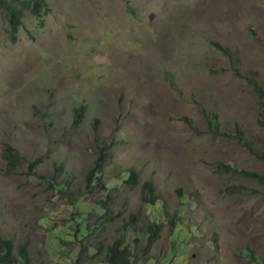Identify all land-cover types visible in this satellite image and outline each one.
I'll list each match as a JSON object with an SVG mask.
<instances>
[{
  "label": "rangeland",
  "instance_id": "obj_1",
  "mask_svg": "<svg viewBox=\"0 0 264 264\" xmlns=\"http://www.w3.org/2000/svg\"><path fill=\"white\" fill-rule=\"evenodd\" d=\"M46 1L15 42L0 11V238L15 257L105 264L124 239L136 264H264V184L222 168L264 173V0Z\"/></svg>",
  "mask_w": 264,
  "mask_h": 264
},
{
  "label": "trees",
  "instance_id": "obj_2",
  "mask_svg": "<svg viewBox=\"0 0 264 264\" xmlns=\"http://www.w3.org/2000/svg\"><path fill=\"white\" fill-rule=\"evenodd\" d=\"M0 11L2 12L6 22V33L10 36L11 41L15 42L18 37L19 29L23 26V18L27 12L33 15L34 17H36L37 20L40 22V24H43L45 18L51 12V9L46 0H0ZM213 47L216 48L218 51L223 52L225 55H229V51L224 49L219 44H215L213 45ZM255 90L259 94L261 99L264 100V90L258 85L256 86ZM80 114H81L80 111H78L77 114V117L79 118L78 122H81L82 119V114L81 115ZM212 119L213 118L210 119V122L215 127V129L219 131L220 126L217 120L213 122ZM239 139L241 141V136ZM7 154H9L8 151ZM8 162L10 164L14 163L12 158H8ZM103 163L104 161L100 158L96 161L95 167L89 173V177L87 179L88 183L90 177L101 172ZM222 168H225L227 171L233 172L235 174H241L242 176L245 177L257 179L259 182L264 184V173H260L257 171L240 170L232 166H227V167L222 166ZM139 180H140V176H138V174L135 171H131L127 183L134 186L139 183ZM144 188L147 192V200L152 205H157L161 199L157 195V189L154 182L153 181L146 182ZM112 203L113 200L111 198H108V200L103 202V207L106 216L112 214V210H111ZM78 224L80 225V223ZM67 230L70 231V228H67ZM77 231H80L83 237H85V239L89 238L88 227H85L82 230V227L78 226ZM159 233H160V227L157 224H152L151 226H149L151 243L154 242L155 238L159 235ZM86 248L87 246L85 245V243L81 242L80 255L84 254ZM15 249L16 247L11 240L0 238V264H16V263L30 264V256H29V252L27 251V247L25 245L18 246L17 248L18 257H19L18 259L14 255ZM101 251H102L101 248H98V253ZM136 257H137L136 252L133 249L129 248L128 246L126 247L125 240L119 239L108 246L105 264H136ZM79 258L80 256H77V261L74 264H77Z\"/></svg>",
  "mask_w": 264,
  "mask_h": 264
}]
</instances>
